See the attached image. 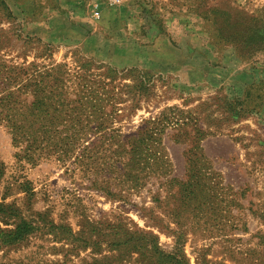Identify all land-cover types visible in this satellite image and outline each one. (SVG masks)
Returning a JSON list of instances; mask_svg holds the SVG:
<instances>
[{"label": "rangeland", "instance_id": "obj_1", "mask_svg": "<svg viewBox=\"0 0 264 264\" xmlns=\"http://www.w3.org/2000/svg\"><path fill=\"white\" fill-rule=\"evenodd\" d=\"M10 2L0 264H264V0H79L85 32ZM172 7L186 34L172 66L114 51L93 13ZM194 48L222 75L192 80Z\"/></svg>", "mask_w": 264, "mask_h": 264}, {"label": "crops", "instance_id": "obj_2", "mask_svg": "<svg viewBox=\"0 0 264 264\" xmlns=\"http://www.w3.org/2000/svg\"><path fill=\"white\" fill-rule=\"evenodd\" d=\"M77 1L79 0H11L10 4L16 6H32V11L48 10L59 12V14L65 12L66 15H60L61 17H57L58 20L55 18L53 20L54 24L52 25L55 26L57 24L60 29L64 28L67 31L81 30L85 32L84 29L90 27L85 22L86 15H83V12L81 15ZM7 2L8 0H0L1 6L4 5L6 7L8 5ZM181 5L175 4V6ZM126 9L117 8L111 10L113 12L108 11L101 14L98 11V18L101 17L100 23H102L99 29L105 33L106 39L109 44H112L114 51H122L128 55L134 54L135 59L143 58L151 63H157L163 66H172L182 59L180 55L183 54L182 49L185 47L184 38L186 34L181 32V28L179 30V18L175 16L176 13L173 11H179L180 9L172 7L168 12L170 14L175 13L174 15H162L152 21L146 20L144 15H139L133 8ZM20 10L24 11L23 8ZM90 12H93L92 9ZM70 13H80V17L72 18L68 15ZM147 25H151L150 28ZM185 43L188 44L186 41ZM189 54L188 65L191 69L190 76L192 80L199 82L206 77H210L211 79L222 75V72L214 67L212 56L207 54L203 55L195 48L191 49ZM217 67L222 68L221 66ZM224 68V74L230 77L232 81L243 80L247 82L252 79V77H249L252 75L248 76L245 71H239L236 75V72H234L230 65L228 67L224 66ZM257 80L259 82L260 78Z\"/></svg>", "mask_w": 264, "mask_h": 264}, {"label": "built area", "instance_id": "obj_3", "mask_svg": "<svg viewBox=\"0 0 264 264\" xmlns=\"http://www.w3.org/2000/svg\"><path fill=\"white\" fill-rule=\"evenodd\" d=\"M123 0H105V3L109 7L117 6L122 3ZM96 16H98V11L93 12Z\"/></svg>", "mask_w": 264, "mask_h": 264}]
</instances>
